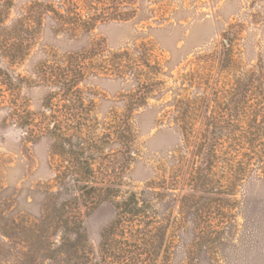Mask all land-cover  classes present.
Returning a JSON list of instances; mask_svg holds the SVG:
<instances>
[{
	"label": "rangeland",
	"instance_id": "obj_1",
	"mask_svg": "<svg viewBox=\"0 0 264 264\" xmlns=\"http://www.w3.org/2000/svg\"><path fill=\"white\" fill-rule=\"evenodd\" d=\"M133 7L88 37L45 25L25 61L2 63L12 82L0 79V229L12 255H41L24 230L49 207L57 228L41 226L42 241L60 242L66 213L81 226L56 264H102V236L133 196L130 227L114 233L135 264H264V0ZM92 39L79 92L40 81Z\"/></svg>",
	"mask_w": 264,
	"mask_h": 264
},
{
	"label": "trees",
	"instance_id": "obj_2",
	"mask_svg": "<svg viewBox=\"0 0 264 264\" xmlns=\"http://www.w3.org/2000/svg\"><path fill=\"white\" fill-rule=\"evenodd\" d=\"M16 1L21 0H0V79L2 85L6 87H10L12 80L10 74L3 70L2 63L11 66L25 61L38 43L45 25L49 26L55 35L62 34L70 39H78L88 37L98 24L128 21L136 11L133 7L135 0H26L21 8L18 7L15 18L10 20ZM88 47V50L83 51L82 54H69L63 57L59 69L54 73L53 69L49 72L40 69L42 76L40 81L49 87L52 86L62 91L65 89V92H79L77 86L86 77V69H84L83 64H80V60L84 59L81 56L93 54L91 53L92 49L98 51L93 39L89 42ZM43 120L44 116L39 124L44 126ZM42 128L39 129V136L34 134L35 139H39L43 135ZM67 132H70V127L65 133ZM51 134L57 137V141L61 142L66 139L65 141L69 144V137L62 138L65 135L62 134L59 127H55ZM53 196L56 195H51V197ZM135 203L136 200L131 196L128 202L123 205L124 207L118 209L120 212L117 215L118 218L104 232L101 247L107 255L102 258V264H121L123 260L124 264H135L137 255H132L134 252H127L125 256V253L121 251V242L115 239L118 234L114 233L120 230L118 232L122 235L125 227H130L132 220L129 221L128 218L135 216V206H133ZM54 204L55 202L52 205ZM69 206L70 204H63L61 209ZM53 211V209L46 207L44 217L39 224H27L25 230L23 228L25 233L34 236L33 239L41 241V255L32 253L29 255L28 252L30 251L26 253L19 251V255H12L15 241L11 235L3 233L0 229V261L2 264H18L20 261H26L27 264H44V262L56 264L60 261V257L65 259L70 250H77L80 246L79 231L81 226L76 225V220L74 221V217L71 218L70 213H66L67 219L63 222L62 228H64V234L72 236L74 234L75 240L70 241L64 235L60 242L52 243L49 239L50 236L45 235L42 241L41 226H45V230L52 229L51 224L55 226L54 229L57 228L54 218L50 214ZM68 223L72 225L69 226ZM138 230L140 231L137 229L135 233L139 236ZM39 232L41 233L39 234ZM4 237L8 239L7 242L3 240Z\"/></svg>",
	"mask_w": 264,
	"mask_h": 264
}]
</instances>
